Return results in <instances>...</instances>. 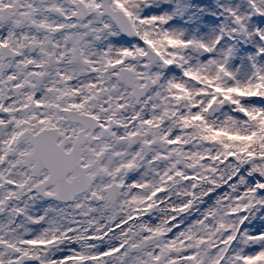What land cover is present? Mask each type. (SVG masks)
<instances>
[{"label":"snow or ice","instance_id":"6c2138e0","mask_svg":"<svg viewBox=\"0 0 264 264\" xmlns=\"http://www.w3.org/2000/svg\"><path fill=\"white\" fill-rule=\"evenodd\" d=\"M0 264H264V0H0Z\"/></svg>","mask_w":264,"mask_h":264}]
</instances>
